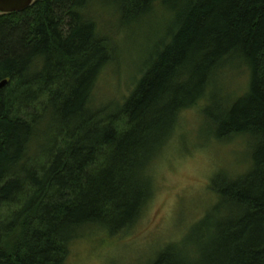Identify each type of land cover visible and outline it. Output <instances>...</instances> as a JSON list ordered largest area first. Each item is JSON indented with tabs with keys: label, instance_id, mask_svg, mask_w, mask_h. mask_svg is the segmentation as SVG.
Returning a JSON list of instances; mask_svg holds the SVG:
<instances>
[{
	"label": "trees",
	"instance_id": "trees-1",
	"mask_svg": "<svg viewBox=\"0 0 264 264\" xmlns=\"http://www.w3.org/2000/svg\"><path fill=\"white\" fill-rule=\"evenodd\" d=\"M94 2L124 32L168 18L127 96L99 107L118 50ZM227 66L246 69L247 91L212 119L208 97L204 114L219 141L247 139L248 169L217 173L213 207L151 264H264V0H35L0 15V264H65L88 228H131L180 114Z\"/></svg>",
	"mask_w": 264,
	"mask_h": 264
},
{
	"label": "rangeland",
	"instance_id": "rangeland-1",
	"mask_svg": "<svg viewBox=\"0 0 264 264\" xmlns=\"http://www.w3.org/2000/svg\"><path fill=\"white\" fill-rule=\"evenodd\" d=\"M87 15L97 19L101 35L111 34L118 50L96 84L92 105L120 102L140 78L152 46L163 38L168 18L160 12L147 24L124 32L111 7L94 2ZM232 62L237 67L238 61ZM248 82L246 69L227 66L203 101L180 114L171 140L150 166L153 194L136 223L115 237L102 228H88L71 244L65 264H151L165 246L180 242L215 204L209 191L213 177L239 173L250 162L247 139L219 141L211 121L243 96ZM208 97L211 119L204 114Z\"/></svg>",
	"mask_w": 264,
	"mask_h": 264
},
{
	"label": "water",
	"instance_id": "water-1",
	"mask_svg": "<svg viewBox=\"0 0 264 264\" xmlns=\"http://www.w3.org/2000/svg\"><path fill=\"white\" fill-rule=\"evenodd\" d=\"M35 0H0V15L21 13L32 5ZM6 85V81L0 83V89Z\"/></svg>",
	"mask_w": 264,
	"mask_h": 264
}]
</instances>
